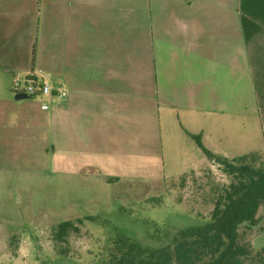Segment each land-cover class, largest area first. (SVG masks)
Listing matches in <instances>:
<instances>
[{
    "label": "crops",
    "instance_id": "obj_1",
    "mask_svg": "<svg viewBox=\"0 0 264 264\" xmlns=\"http://www.w3.org/2000/svg\"><path fill=\"white\" fill-rule=\"evenodd\" d=\"M95 1L108 5L101 6V16L87 12ZM213 2L79 0L78 26L66 30L68 38L63 26L73 21L66 3L0 0V203L23 184L24 161L48 162L43 153L48 154L54 126L52 102H35L33 108V99L14 98L20 92L12 83L19 74L38 82L52 76L56 95L61 82L63 95L78 101L79 108L91 116L88 120L94 122V129L104 124L108 130H123L141 121L144 128H151L162 100L165 125H173L174 115L190 138L199 134L202 141L206 123L223 130L233 122L239 129L248 115L264 134V0H224L221 10L211 9ZM44 8L48 46L42 71L33 46ZM88 20L96 27L86 34ZM140 33L145 53L136 61L129 42ZM59 34L65 43L62 50L56 44ZM71 42L74 51L69 50ZM85 46L88 50L83 54ZM250 99L252 107L247 109ZM169 106L188 109L198 133L188 128L187 115H167ZM64 125L67 129V119ZM117 137L124 142L125 133ZM156 140L160 141L159 135Z\"/></svg>",
    "mask_w": 264,
    "mask_h": 264
},
{
    "label": "rangeland",
    "instance_id": "obj_2",
    "mask_svg": "<svg viewBox=\"0 0 264 264\" xmlns=\"http://www.w3.org/2000/svg\"><path fill=\"white\" fill-rule=\"evenodd\" d=\"M60 1L66 3L67 16L72 13L73 22L63 26V33L71 38L66 30L73 31L78 26L79 0ZM214 1L210 8L221 10L224 0ZM101 6L108 8L107 4L95 1L87 8L88 14L101 16L104 9L100 10ZM45 19L44 8L33 46L34 60L37 54L42 71L48 46ZM95 27L88 20L85 33H91ZM56 44L63 49V35L59 34ZM69 50H75L73 42ZM87 50L85 46L82 53ZM131 50L136 61L142 58L145 53L142 33L129 42ZM51 77L47 76L50 93L37 96L31 103L33 108L35 102L53 104L54 126L46 146L48 154L46 150L43 153L48 162L24 161L23 184L11 190L9 200L0 203V264H100L107 255L105 239L112 235L105 218L114 222L115 212H125L123 221L138 231L134 233L138 239L160 237L170 227L209 218L212 196L229 183V178L203 154L192 137L180 130L172 114L187 115L191 131L197 132L199 127L188 109L169 106L167 115H172L173 125L166 126L163 120L166 107L159 100L160 115L151 128H144L141 121L131 128L108 130L97 116L102 126L96 125L94 129V122L88 120L91 116L79 108L78 101L63 95L61 82L56 86L59 93H53ZM17 79L22 84L27 82L25 74H19ZM251 107L252 99L246 105L247 109ZM103 121L109 122L107 118ZM217 127L213 122L206 123L201 141L215 154L230 158L264 149L260 124L250 115L239 129L233 122L224 125L223 130ZM122 132L125 140L119 142L117 133ZM43 137L46 139L44 133V142ZM40 147L41 144L39 150ZM257 218L254 227L240 228L241 241L253 248L264 243V205ZM64 221H69L76 231L66 227L57 237V226Z\"/></svg>",
    "mask_w": 264,
    "mask_h": 264
},
{
    "label": "trees",
    "instance_id": "obj_3",
    "mask_svg": "<svg viewBox=\"0 0 264 264\" xmlns=\"http://www.w3.org/2000/svg\"><path fill=\"white\" fill-rule=\"evenodd\" d=\"M35 79L27 78L37 85ZM190 136L229 178L212 196L209 218L170 227L160 237L138 239L134 234L138 231L123 221L125 212H115L114 222L105 218L112 235L105 239L108 250L100 264H264V243L253 248L240 236L241 227L258 223L257 214L264 205V151L227 158L205 148L199 134ZM66 227L76 231L64 221L57 226L56 236Z\"/></svg>",
    "mask_w": 264,
    "mask_h": 264
},
{
    "label": "built area",
    "instance_id": "obj_4",
    "mask_svg": "<svg viewBox=\"0 0 264 264\" xmlns=\"http://www.w3.org/2000/svg\"><path fill=\"white\" fill-rule=\"evenodd\" d=\"M37 85H34L33 80H27L24 84L17 78H14L12 86L16 92H24L27 94H36L38 95H48L50 93L51 87L47 83L46 78L42 81H37ZM46 108V105L43 106Z\"/></svg>",
    "mask_w": 264,
    "mask_h": 264
},
{
    "label": "water",
    "instance_id": "obj_5",
    "mask_svg": "<svg viewBox=\"0 0 264 264\" xmlns=\"http://www.w3.org/2000/svg\"><path fill=\"white\" fill-rule=\"evenodd\" d=\"M36 97H37L36 94H27L24 92H20V93H17L14 95V98L16 100H19V99H35Z\"/></svg>",
    "mask_w": 264,
    "mask_h": 264
}]
</instances>
